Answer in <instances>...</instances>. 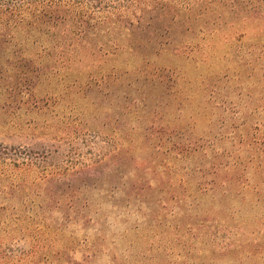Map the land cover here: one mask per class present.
<instances>
[{"label": "rangeland", "instance_id": "rangeland-1", "mask_svg": "<svg viewBox=\"0 0 264 264\" xmlns=\"http://www.w3.org/2000/svg\"><path fill=\"white\" fill-rule=\"evenodd\" d=\"M172 1L0 79V264H264V0Z\"/></svg>", "mask_w": 264, "mask_h": 264}, {"label": "trees", "instance_id": "trees-1", "mask_svg": "<svg viewBox=\"0 0 264 264\" xmlns=\"http://www.w3.org/2000/svg\"><path fill=\"white\" fill-rule=\"evenodd\" d=\"M165 5L172 0H0V79L14 69L20 78L30 80L34 69L42 66L49 49L40 44L41 52L25 54L27 43H39L36 34H55L64 26L79 41L91 30H124L140 28L150 31L152 22L143 25L149 3ZM153 18H151L152 21ZM64 62L63 54L54 58ZM33 66L34 67L33 69ZM105 155L92 165L102 164Z\"/></svg>", "mask_w": 264, "mask_h": 264}]
</instances>
